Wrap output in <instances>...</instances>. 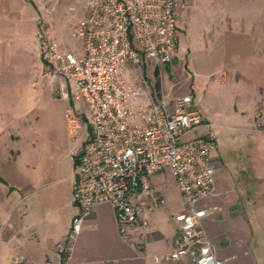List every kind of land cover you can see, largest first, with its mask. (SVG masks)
Returning <instances> with one entry per match:
<instances>
[{"label": "crops", "instance_id": "0c3cea01", "mask_svg": "<svg viewBox=\"0 0 264 264\" xmlns=\"http://www.w3.org/2000/svg\"><path fill=\"white\" fill-rule=\"evenodd\" d=\"M45 3L0 0V264H21L16 254L51 264H148L152 254L172 249L175 215L183 209L167 168L151 176L163 203L151 210L144 242L125 239L111 206L99 202L70 242L68 257L56 254L78 211L73 171L88 127L86 105L66 95L61 77L45 74L37 37ZM148 62L135 75L139 100L159 96L156 69L160 95L190 94L201 113L193 136L216 133L214 191L198 202L208 208L202 225L216 256L223 264H264V133L254 128V111L264 106V0H188L172 58ZM68 109L80 122L75 131L67 126ZM172 187L180 198L174 209L165 203Z\"/></svg>", "mask_w": 264, "mask_h": 264}, {"label": "built area", "instance_id": "2783aa9c", "mask_svg": "<svg viewBox=\"0 0 264 264\" xmlns=\"http://www.w3.org/2000/svg\"><path fill=\"white\" fill-rule=\"evenodd\" d=\"M184 4L185 0H85V12L72 27L80 44L77 52L48 36L43 24L38 27L45 74L61 77L66 95L87 107V138L73 171L78 211L67 239L56 244L59 258L68 257L70 242L99 202L111 206L125 239L144 242L151 210L163 203L151 186V176L167 168L183 209L175 215L178 228L172 249L152 254L148 264H223L202 225L208 208L198 206L214 191L211 157L216 133L210 129L186 138L203 123L191 95L140 101V86L128 68L129 63L141 69L150 60L159 64L172 58ZM254 118L255 130L264 133V106L255 109ZM66 121L71 131L80 126L71 109ZM146 197L150 204L144 203ZM15 259L21 264H51L27 262L22 254Z\"/></svg>", "mask_w": 264, "mask_h": 264}, {"label": "rangeland", "instance_id": "374dc122", "mask_svg": "<svg viewBox=\"0 0 264 264\" xmlns=\"http://www.w3.org/2000/svg\"><path fill=\"white\" fill-rule=\"evenodd\" d=\"M187 2L188 0H185V3ZM84 12L85 0H46L45 7L41 9V14L37 21V28L41 24H43V27L44 29H46L48 36L55 38V40H57L64 48L73 49L77 52L80 50V44L78 40L72 35V27L74 23L83 16ZM258 18L259 16L256 19ZM179 44H183V37L181 36L179 38ZM146 65L148 66L149 64ZM170 66L178 67L180 66V63L173 62ZM135 67L136 66L132 65L131 63L128 64V68L130 69V75L134 79L137 78L135 76L137 73L146 70L143 66L141 69ZM154 76L155 78L153 79V82H155L156 80L155 73ZM145 79L146 83L152 82L149 72L147 73V78ZM139 80L141 81V78H139ZM75 116L77 115L75 114ZM191 131H193V129L189 132ZM189 132L185 134L186 138L194 137V133ZM171 192L172 194L167 197V201L165 200V203L168 207L174 209V207L179 205L180 198L178 193L173 189V187Z\"/></svg>", "mask_w": 264, "mask_h": 264}, {"label": "trees", "instance_id": "16d2710c", "mask_svg": "<svg viewBox=\"0 0 264 264\" xmlns=\"http://www.w3.org/2000/svg\"><path fill=\"white\" fill-rule=\"evenodd\" d=\"M154 73L156 75V80H155V83H154V90L156 91V93L158 95H160V93H159V90H160V81H159L158 72H157L156 69H155Z\"/></svg>", "mask_w": 264, "mask_h": 264}]
</instances>
